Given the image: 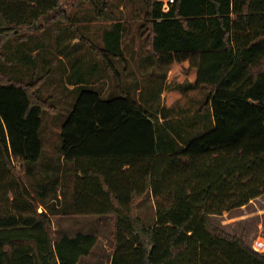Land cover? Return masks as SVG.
<instances>
[{
	"label": "trees",
	"instance_id": "16d2710c",
	"mask_svg": "<svg viewBox=\"0 0 264 264\" xmlns=\"http://www.w3.org/2000/svg\"><path fill=\"white\" fill-rule=\"evenodd\" d=\"M63 1L0 0V264H82L93 253L97 234L54 238L46 210L38 211L47 193L39 177L49 174L51 186L60 175L69 180L71 208L62 214L112 217L110 264H264V254L211 222L264 194V0H175L168 10L161 0H130L145 6L146 43L158 66L186 75L190 89H209L200 109L207 122L186 139L180 127L160 136L129 92L105 98L68 72L67 84L77 85L61 126L63 166L38 172L48 106L51 115L59 110L42 96L55 68L40 53L50 21L77 18ZM84 1L108 9V0ZM55 27L64 53L66 29ZM123 31L114 23L97 50L111 71L112 59L124 58ZM145 195L156 209L148 226L137 213Z\"/></svg>",
	"mask_w": 264,
	"mask_h": 264
},
{
	"label": "rangeland",
	"instance_id": "374dc122",
	"mask_svg": "<svg viewBox=\"0 0 264 264\" xmlns=\"http://www.w3.org/2000/svg\"><path fill=\"white\" fill-rule=\"evenodd\" d=\"M161 1L164 2V8L168 10L169 0ZM101 3H103L102 0ZM71 4L73 7L70 10ZM97 7L84 0H65L62 3V10L76 14V21L71 20L69 24L50 21L52 29L49 37L45 39L46 50L40 55L47 61L53 58L55 72L50 79L49 77L46 79L41 91L45 99L52 96L59 110L57 114L51 115L47 105L48 113L45 115L41 131L45 154L43 161L36 166L38 172L44 171L47 166L53 167V171L62 169L63 166L59 153L61 126L76 99L75 93L71 90L77 85L67 84L68 72L75 71L77 73L73 74L75 79L78 77L83 79L84 84L88 83L89 87L100 91L105 98L114 97L119 92H129L154 116L160 136H163L165 128L169 130L180 127L186 139L196 134L202 123L205 124L208 120V113L204 117L205 121L202 119V115H206V112H200V109L204 106L209 89L207 87L190 89L188 86L191 80L186 75L181 73L174 75L170 69L165 73L164 69L155 62L146 43L149 32L147 27H144V23H147L145 6L137 1L108 0V9H105L103 4L98 7L106 13L101 18L97 17ZM116 22L124 28L122 35L124 58L112 59L114 74L97 55V50L105 44L106 30H109ZM58 25L66 29L62 32L67 35L62 44L68 48L64 53H59L56 49L58 45L55 36L59 28L55 26ZM36 28L41 27L37 25ZM76 35L84 37L70 39ZM118 81H120L121 90L116 86ZM75 83L80 82L75 81ZM175 87L180 88V92L169 91ZM171 92L175 96L168 98ZM16 165L19 166L17 163ZM56 174L60 173L57 171ZM51 176V174L49 178L38 176L44 184L42 187L37 184L38 190H44L45 186L47 190V199L45 198V201L38 205V211L46 210L54 238L65 234L73 236L79 232H93L99 237L98 243L93 253L82 260V264H110L114 249L112 217L62 214V208L64 206L69 208L72 197L71 190L66 187L69 185L67 184L69 180L60 175L58 182L51 186L49 184L54 179V177L50 178ZM11 194L12 191H9L8 195L11 196ZM56 194L60 196V199ZM36 196L39 197V194ZM155 210L154 200L148 195H145L137 205V213L147 226L154 223ZM211 222L228 234L242 238L254 250L264 254V194L224 215L211 216Z\"/></svg>",
	"mask_w": 264,
	"mask_h": 264
},
{
	"label": "built area",
	"instance_id": "2783aa9c",
	"mask_svg": "<svg viewBox=\"0 0 264 264\" xmlns=\"http://www.w3.org/2000/svg\"><path fill=\"white\" fill-rule=\"evenodd\" d=\"M174 2H175V0H169V1H168V3H167L168 9H169L170 4H172V3H174ZM165 9H166V8H165Z\"/></svg>",
	"mask_w": 264,
	"mask_h": 264
}]
</instances>
